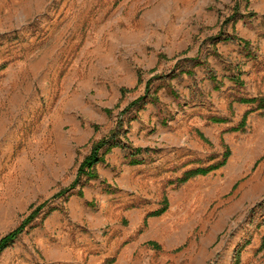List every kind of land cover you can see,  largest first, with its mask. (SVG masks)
Instances as JSON below:
<instances>
[{
  "label": "rangeland",
  "instance_id": "obj_1",
  "mask_svg": "<svg viewBox=\"0 0 264 264\" xmlns=\"http://www.w3.org/2000/svg\"><path fill=\"white\" fill-rule=\"evenodd\" d=\"M262 98L264 0H0V239L48 203L0 264H264ZM118 120L143 163L114 149L55 198Z\"/></svg>",
  "mask_w": 264,
  "mask_h": 264
},
{
  "label": "trees",
  "instance_id": "obj_2",
  "mask_svg": "<svg viewBox=\"0 0 264 264\" xmlns=\"http://www.w3.org/2000/svg\"><path fill=\"white\" fill-rule=\"evenodd\" d=\"M238 9H239V5H236V7H235L236 13H234V14H237ZM252 16H254V14H252ZM227 22H229V20ZM217 39H218V42H225V43L226 42H240L241 44L244 45V47L246 49H248V47L250 46V43H248L245 40L238 38L235 34L224 35L223 33H220V35H218ZM181 75H187V76L192 77L194 75V71L188 70V69L182 70L178 74V76H181ZM175 77L176 76H174L173 78H175ZM159 78L160 77H158V79ZM209 79L212 83L217 85V86H215V88L217 90L218 89V83H217L216 77L214 75L210 74ZM232 80H234V82H238V83L240 82L239 78H232ZM142 84H143L142 72L138 71L137 72V84H136V86H139ZM150 90H151V81H149L145 84L144 95H142L140 98H138L132 104H130L127 107V109L124 111V113L128 112L131 108H133L135 106H138L139 109H143L148 104H152V105L158 104L159 99L157 97V91L155 90L154 92L150 93ZM129 92L130 91L127 89H121L120 90L122 97L125 96V94H127ZM239 102L241 104H246V105L257 104V107H256L257 109H264V98H262V99H240ZM105 112H106V114L111 115L110 110H106ZM248 114H249V112H246L244 114L239 127L232 129L233 131L242 130L245 127ZM212 121L214 123H217V124H222V123L226 122L224 119H216V118L212 119ZM122 128H123V123L121 120H118L116 123L115 129L112 130L108 136L102 138L99 141H96L92 145L88 156H86L84 158V160L82 161V163L79 165V168H78L77 174H76V178H75L73 184L71 185V187H69L68 189H64L57 196H55V198H58V196L61 197V196L68 195L72 190H74L77 187V185L79 184V182L81 181L82 178H86L88 181L98 179L99 176L97 174L96 167L99 164L104 163L105 162V156L107 154H109L110 152H112V150H114V149H120L124 152H131L130 157H129L130 161L128 163L131 166L140 165L143 163V160L138 159L137 157L139 155H141L143 152H145L146 150H142L139 148L133 149L131 147V145L126 140H122L121 139ZM200 137L202 140L206 141V139L204 138L203 135L200 134ZM230 155H231V153H230L228 146L224 144V153L222 155V159L219 162H217L213 165H210L209 167H206V168H197L194 170L186 171L183 174V176L177 180L178 185H182V184L188 182L189 180H191L197 176H206L212 172H215V171L221 169L222 167H224L226 165ZM77 194L79 197L83 196V193L81 192V190L78 191ZM47 205H48V203L44 202V203L40 204L39 206H37L30 213V215L24 219V221L20 224V226L18 228H16L14 231L10 232L9 234H7L6 236H4L3 238L0 239V255L7 248H9L15 242V240H17V238L39 216V214L44 210V208L47 207ZM167 208H168V202H167V199H164V206L161 209H159L158 211L151 213L149 215V217L161 216L162 214H164L166 212ZM55 210L56 209H50L48 211V214H50L51 212H53ZM249 244H250V242L246 243L240 249L237 250V252L235 254L234 264H240L241 254H242L244 248ZM148 245L150 247L156 249V250L159 249V246L156 243L150 242V243H148ZM262 245H264V238L262 240ZM111 262H113V261H111Z\"/></svg>",
  "mask_w": 264,
  "mask_h": 264
}]
</instances>
